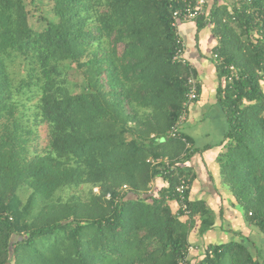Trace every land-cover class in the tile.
Wrapping results in <instances>:
<instances>
[{"label": "trees", "instance_id": "16d2710c", "mask_svg": "<svg viewBox=\"0 0 264 264\" xmlns=\"http://www.w3.org/2000/svg\"><path fill=\"white\" fill-rule=\"evenodd\" d=\"M50 1L36 27L25 0H0V264H178L190 246L197 264H264V0H206L177 27L181 0ZM184 23L217 43L219 178L255 239L189 240L222 212L189 200L199 150L171 136L190 75L199 97L173 62Z\"/></svg>", "mask_w": 264, "mask_h": 264}, {"label": "crops", "instance_id": "0c3cea01", "mask_svg": "<svg viewBox=\"0 0 264 264\" xmlns=\"http://www.w3.org/2000/svg\"><path fill=\"white\" fill-rule=\"evenodd\" d=\"M179 35L185 45L184 57L198 76L199 97L188 111L183 125V135L191 140L194 149L199 150L185 165L191 170L194 179L190 186L189 200L204 202L216 214L222 212L221 220L216 227L204 235L192 231L190 242L195 245H221L237 239L232 232L242 233L245 237L249 228L244 222L238 208L232 207V197L228 189L220 183V170L217 157L223 152V139L227 131V123L223 111L216 99L217 77L210 52L217 45L210 30L204 29L195 33L193 23H184ZM163 182L158 179L153 191L159 190ZM251 238V237H250Z\"/></svg>", "mask_w": 264, "mask_h": 264}, {"label": "built area", "instance_id": "2783aa9c", "mask_svg": "<svg viewBox=\"0 0 264 264\" xmlns=\"http://www.w3.org/2000/svg\"><path fill=\"white\" fill-rule=\"evenodd\" d=\"M182 8L180 10H176L173 12V20L172 26L177 27V23L180 20L183 21H193L197 19V17L204 16L206 17V12L204 11L206 0H181ZM212 26V23L209 24ZM177 51L173 56V62L183 64L185 61L184 58V43L181 40L177 41ZM231 73H234L232 67L229 68ZM198 91V82L196 78L190 75L186 80V93H185V101L183 103V110L175 124L172 128L171 136L176 138L181 135L180 131L182 126L185 123L187 117V108L190 106L191 102L194 101L197 97ZM188 146V145H187ZM153 163V161H151ZM187 180L181 179L179 185L176 187V193H178L181 200H183V193L188 189ZM202 247L198 246H190L188 247L185 256L179 261L178 264H197L203 255Z\"/></svg>", "mask_w": 264, "mask_h": 264}, {"label": "rangeland", "instance_id": "374dc122", "mask_svg": "<svg viewBox=\"0 0 264 264\" xmlns=\"http://www.w3.org/2000/svg\"><path fill=\"white\" fill-rule=\"evenodd\" d=\"M26 5H27V10L30 13L31 19L30 22L33 26L37 25V22L42 18V17H46L49 18L50 15L53 13L52 12V3L50 0H25ZM39 23V22H38ZM37 27V26H36ZM68 79L71 82H75L77 84H79V77L77 75V73H75L74 71H69V76ZM38 139H39V143L40 144H44L43 138L45 137V130L40 127L38 129ZM249 236L251 237V239H255V233H248ZM17 238H13V241H16Z\"/></svg>", "mask_w": 264, "mask_h": 264}]
</instances>
